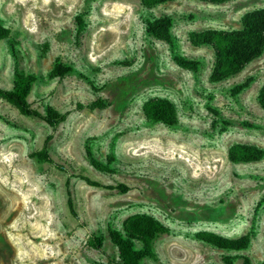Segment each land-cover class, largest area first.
Segmentation results:
<instances>
[{"label":"rangeland","instance_id":"rangeland-1","mask_svg":"<svg viewBox=\"0 0 264 264\" xmlns=\"http://www.w3.org/2000/svg\"><path fill=\"white\" fill-rule=\"evenodd\" d=\"M259 8L264 0H0V24L11 30L0 41V87L11 88L15 73L32 75L31 107L65 114L51 128L0 99V264L115 263L108 232L123 234L135 214L166 228L139 264H264V154L237 163L226 156L233 144L264 151V48L212 82L211 47L189 41L192 32L239 29L241 16ZM160 17L170 20L169 43L146 32ZM174 56L196 69L178 67ZM54 64L66 68L61 78L49 76ZM152 98L171 103L174 124L143 115ZM96 99L102 108L84 107ZM47 135L52 162H41L31 153ZM86 149L106 172L90 165ZM200 232L249 241L218 248ZM90 237L102 238L99 248Z\"/></svg>","mask_w":264,"mask_h":264},{"label":"trees","instance_id":"trees-1","mask_svg":"<svg viewBox=\"0 0 264 264\" xmlns=\"http://www.w3.org/2000/svg\"><path fill=\"white\" fill-rule=\"evenodd\" d=\"M172 0H139L144 7L169 2ZM213 4H219L228 0H199ZM170 20L167 17H160L146 22V32L153 38L170 42L169 34ZM10 28L0 24V41L7 39L10 35ZM189 41L192 44H204L211 47L213 51V66L209 75L212 82L220 81L240 71L246 64L257 58L264 48V8L254 9L244 13L240 18V28L236 30L205 29L189 34ZM175 64L186 70L196 69L197 62L187 61L179 56H174ZM66 68L60 64H54L49 72L50 77H62ZM34 81L32 75L15 73L12 77V86L9 89L0 87V99L11 105L23 116L38 118L51 128L61 123L65 114L57 111L50 105L44 107L43 112L31 107L26 97ZM248 80L237 86L235 90L244 88ZM257 103L264 110V82L257 92ZM77 108L82 105L77 104ZM104 106L101 99H96L84 107L86 109H100ZM141 110L143 115L151 121L162 122L166 125L175 123L174 109L167 100L152 98L146 100ZM50 136L47 135L40 149L33 151L32 156L41 162H52L46 148ZM86 156L90 165L100 172H106L107 167L92 158L86 149ZM264 151L251 145L233 144L228 147L226 156L232 163L251 162L260 159ZM80 178L88 185L102 186L99 182L90 180L86 176ZM109 187V186H107ZM119 191L124 192L126 187L122 184L117 185ZM67 206L72 212V205L69 196ZM123 234L111 230L108 232L109 241L116 247L118 261L115 263L106 262L102 264H139L144 257H152L150 243L158 233H163L166 228L156 219L149 215L135 214L127 217L122 223ZM196 238L210 243L218 248L231 250L243 249L247 246L249 237L243 235L237 238H225L209 232L196 233ZM133 241L140 244V248H133ZM102 242L101 237H90L87 244L92 248H99ZM264 242V235H263Z\"/></svg>","mask_w":264,"mask_h":264}]
</instances>
